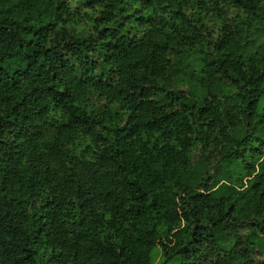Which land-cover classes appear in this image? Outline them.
I'll use <instances>...</instances> for the list:
<instances>
[{"label":"trees","instance_id":"obj_1","mask_svg":"<svg viewBox=\"0 0 264 264\" xmlns=\"http://www.w3.org/2000/svg\"><path fill=\"white\" fill-rule=\"evenodd\" d=\"M76 5L0 0V264H264V0Z\"/></svg>","mask_w":264,"mask_h":264},{"label":"rangeland","instance_id":"obj_2","mask_svg":"<svg viewBox=\"0 0 264 264\" xmlns=\"http://www.w3.org/2000/svg\"><path fill=\"white\" fill-rule=\"evenodd\" d=\"M81 0H73L75 6H77L76 4H78V2H80ZM224 170L232 175H236L238 173L239 167H240V163L237 160H228L224 163L223 165ZM153 261L156 264L160 263V259H161V250L158 247L157 249L154 250L153 255H152Z\"/></svg>","mask_w":264,"mask_h":264}]
</instances>
